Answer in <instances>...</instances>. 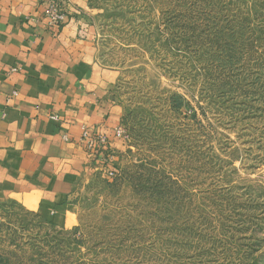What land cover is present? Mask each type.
Masks as SVG:
<instances>
[{
	"label": "rangeland",
	"instance_id": "374dc122",
	"mask_svg": "<svg viewBox=\"0 0 264 264\" xmlns=\"http://www.w3.org/2000/svg\"><path fill=\"white\" fill-rule=\"evenodd\" d=\"M101 3L123 147L63 226L0 202V264H264V0Z\"/></svg>",
	"mask_w": 264,
	"mask_h": 264
},
{
	"label": "crops",
	"instance_id": "0c3cea01",
	"mask_svg": "<svg viewBox=\"0 0 264 264\" xmlns=\"http://www.w3.org/2000/svg\"><path fill=\"white\" fill-rule=\"evenodd\" d=\"M57 1L60 27L48 25V0H0V202L63 226L80 176L123 142L119 72L95 26L102 0ZM93 136L105 147L89 149Z\"/></svg>",
	"mask_w": 264,
	"mask_h": 264
},
{
	"label": "built area",
	"instance_id": "2783aa9c",
	"mask_svg": "<svg viewBox=\"0 0 264 264\" xmlns=\"http://www.w3.org/2000/svg\"><path fill=\"white\" fill-rule=\"evenodd\" d=\"M46 15L49 18L48 25L52 27H60L66 19V11L62 6H60L57 0H48L46 6ZM121 135H122L121 130L118 129L117 136L121 137ZM86 136L88 137V133H86ZM105 140L106 138L102 136L89 137L88 138L89 149L97 150L98 148L105 147ZM110 154H111V149H108L104 153H101V156L103 157L102 159L103 163H107L110 161L111 159Z\"/></svg>",
	"mask_w": 264,
	"mask_h": 264
},
{
	"label": "trees",
	"instance_id": "16d2710c",
	"mask_svg": "<svg viewBox=\"0 0 264 264\" xmlns=\"http://www.w3.org/2000/svg\"><path fill=\"white\" fill-rule=\"evenodd\" d=\"M105 166L107 167V164H105Z\"/></svg>",
	"mask_w": 264,
	"mask_h": 264
}]
</instances>
